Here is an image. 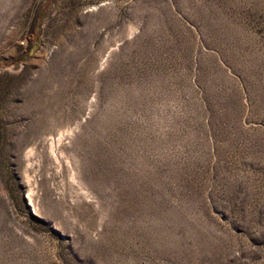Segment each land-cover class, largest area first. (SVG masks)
I'll use <instances>...</instances> for the list:
<instances>
[{
	"label": "rangeland",
	"instance_id": "obj_1",
	"mask_svg": "<svg viewBox=\"0 0 264 264\" xmlns=\"http://www.w3.org/2000/svg\"><path fill=\"white\" fill-rule=\"evenodd\" d=\"M0 264H264V0H0Z\"/></svg>",
	"mask_w": 264,
	"mask_h": 264
}]
</instances>
